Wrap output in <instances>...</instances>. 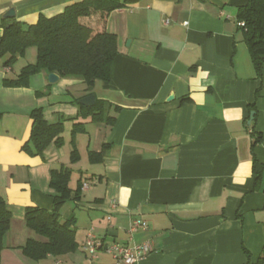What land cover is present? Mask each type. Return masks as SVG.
Instances as JSON below:
<instances>
[{
    "label": "crops",
    "instance_id": "1",
    "mask_svg": "<svg viewBox=\"0 0 264 264\" xmlns=\"http://www.w3.org/2000/svg\"><path fill=\"white\" fill-rule=\"evenodd\" d=\"M80 1L0 0V24L12 10L11 19L32 25ZM126 1L107 23L118 37L111 78L92 92L78 79L50 84L45 73L27 88H6L23 67L0 60V196L12 213L1 264H122L103 251L89 255L92 229L104 246L151 243L152 254L136 264H247L245 250L255 263L264 250V174L256 191L253 173L254 156L264 163V76L237 21L249 0ZM198 69L209 73L200 82L203 104L191 98L200 95L190 86ZM90 95L109 105L114 122L79 118V101ZM36 109L49 124L64 123L62 148L53 142L35 153ZM80 122L86 133L76 136L78 153L83 136L89 144L86 163L80 155L76 165L66 145ZM253 131L262 135L254 151ZM104 145L106 156L92 163L89 154ZM62 167L72 171L73 191L87 185L61 211L62 221L74 218L79 248L35 261L23 252L29 239H41L27 227L26 210L52 209L51 172ZM136 220L147 229L131 234Z\"/></svg>",
    "mask_w": 264,
    "mask_h": 264
},
{
    "label": "trees",
    "instance_id": "2",
    "mask_svg": "<svg viewBox=\"0 0 264 264\" xmlns=\"http://www.w3.org/2000/svg\"><path fill=\"white\" fill-rule=\"evenodd\" d=\"M126 0H82L65 8L51 18L40 16L35 24H26L14 19H6L0 24V60L5 68L13 67L18 57H25L28 50L36 49V61L22 68L16 79H5L6 88H27L34 75L56 73L62 79L82 80L90 92L96 82H108L111 67L118 56V37L107 30L109 16L124 8ZM238 24L244 32L245 41L259 78L264 76V0H249L245 6L238 8ZM38 96L41 94L38 93ZM109 105L96 101L93 107L80 105L79 118L92 123L111 124L113 118L108 114ZM251 109H255L254 106ZM33 121L30 143L36 154L42 155L54 142L58 148L64 146L62 135L65 132L63 122L49 124L41 109L32 112ZM253 129V127H252ZM86 133V123L74 124L71 132V162L77 163L80 156L76 147V136ZM252 151L261 144L262 135L252 132ZM107 154V146L101 152H91L89 160L99 163ZM254 190H258L264 174V163L253 157ZM72 171L62 167L51 172V187L56 191L51 210L29 207L26 210L27 227L39 236L40 240L29 239L24 254L35 261L48 257H63L77 252L74 218L62 221V208L72 199L79 200L84 184L80 181L78 188H70ZM12 213L6 201L0 196V264L3 241L10 230ZM264 264V250L255 263Z\"/></svg>",
    "mask_w": 264,
    "mask_h": 264
},
{
    "label": "built area",
    "instance_id": "3",
    "mask_svg": "<svg viewBox=\"0 0 264 264\" xmlns=\"http://www.w3.org/2000/svg\"><path fill=\"white\" fill-rule=\"evenodd\" d=\"M166 23L168 24V21ZM240 26L243 27L244 24H240ZM84 188H87V185H84L83 189ZM108 221L109 223L111 222V217H108ZM141 229L146 230L147 223L141 220H136L131 226L130 233H136ZM85 249L93 258H96V255L100 251H103L122 264H136L142 259L150 256L153 252L152 244L149 242L141 245L114 243L104 246V243L97 238L93 229L88 233Z\"/></svg>",
    "mask_w": 264,
    "mask_h": 264
},
{
    "label": "rangeland",
    "instance_id": "4",
    "mask_svg": "<svg viewBox=\"0 0 264 264\" xmlns=\"http://www.w3.org/2000/svg\"><path fill=\"white\" fill-rule=\"evenodd\" d=\"M36 60V49L35 48H31L28 50L27 54L25 57H18L17 58V61H15L13 67L15 68V70H20L22 67H24L25 65L27 64H31V63H34ZM71 137L70 139L67 141V147L69 145H71ZM80 145V148H79V156L81 155L82 156V162L86 163V156H85V153H86V150H87V146L89 144V137L87 135L83 136V140L82 142L79 143ZM66 150V149H65ZM72 150V148H71ZM80 160L75 163L76 165H80L82 162Z\"/></svg>",
    "mask_w": 264,
    "mask_h": 264
},
{
    "label": "water",
    "instance_id": "5",
    "mask_svg": "<svg viewBox=\"0 0 264 264\" xmlns=\"http://www.w3.org/2000/svg\"><path fill=\"white\" fill-rule=\"evenodd\" d=\"M5 18H8V19H11V18H14V11H10L6 16ZM0 34L2 35L3 34V30L0 29ZM60 79V76L56 73H50L48 75V82L50 84H56ZM95 96L94 95H90L82 100L79 101V103L85 107H93L95 105ZM254 116H255V113L252 112L251 113V118H250V121H249V125H251L252 121L254 120Z\"/></svg>",
    "mask_w": 264,
    "mask_h": 264
},
{
    "label": "clouds",
    "instance_id": "6",
    "mask_svg": "<svg viewBox=\"0 0 264 264\" xmlns=\"http://www.w3.org/2000/svg\"><path fill=\"white\" fill-rule=\"evenodd\" d=\"M208 75L209 73L207 71L198 69L197 76L190 79V86L193 92H195L197 89L199 90V99H197L195 95L191 97L193 100H196L197 103L203 104L204 102L203 93L206 91V89L201 86L200 82L207 79Z\"/></svg>",
    "mask_w": 264,
    "mask_h": 264
}]
</instances>
